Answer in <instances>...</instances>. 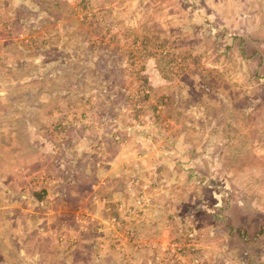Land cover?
Returning <instances> with one entry per match:
<instances>
[{
    "label": "rangeland",
    "instance_id": "374dc122",
    "mask_svg": "<svg viewBox=\"0 0 264 264\" xmlns=\"http://www.w3.org/2000/svg\"><path fill=\"white\" fill-rule=\"evenodd\" d=\"M263 7L0 0V264H264Z\"/></svg>",
    "mask_w": 264,
    "mask_h": 264
},
{
    "label": "crops",
    "instance_id": "0c3cea01",
    "mask_svg": "<svg viewBox=\"0 0 264 264\" xmlns=\"http://www.w3.org/2000/svg\"><path fill=\"white\" fill-rule=\"evenodd\" d=\"M263 9H264V7H263ZM264 12V11H263ZM259 23H261L262 24V22H260V21H253V23H252V25H251V27H255V26H257V28L256 29H259L260 27H261V29H264V25H263V27L262 26H258L259 25ZM254 30V32H255V29H253ZM253 37V36H252ZM234 261V260H233ZM248 261V260H247ZM234 262H237V261H234ZM258 264V263H257ZM261 264V263H260Z\"/></svg>",
    "mask_w": 264,
    "mask_h": 264
},
{
    "label": "trees",
    "instance_id": "16d2710c",
    "mask_svg": "<svg viewBox=\"0 0 264 264\" xmlns=\"http://www.w3.org/2000/svg\"><path fill=\"white\" fill-rule=\"evenodd\" d=\"M38 197H41L40 195H38ZM40 199V198H39Z\"/></svg>",
    "mask_w": 264,
    "mask_h": 264
}]
</instances>
